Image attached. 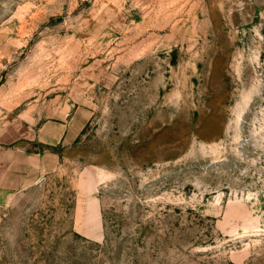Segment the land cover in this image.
<instances>
[{
	"label": "rangeland",
	"instance_id": "374dc122",
	"mask_svg": "<svg viewBox=\"0 0 264 264\" xmlns=\"http://www.w3.org/2000/svg\"><path fill=\"white\" fill-rule=\"evenodd\" d=\"M5 22L0 112L44 127L45 168L0 208V264H264V0H0Z\"/></svg>",
	"mask_w": 264,
	"mask_h": 264
},
{
	"label": "crops",
	"instance_id": "0c3cea01",
	"mask_svg": "<svg viewBox=\"0 0 264 264\" xmlns=\"http://www.w3.org/2000/svg\"><path fill=\"white\" fill-rule=\"evenodd\" d=\"M11 30L7 22L0 24V57L3 51L12 50ZM29 134L26 126L14 123L7 112H0V208L12 201L14 193L34 184L40 177L41 168H45V162L41 163L44 156L39 158L36 152L29 150L30 141H44L45 129L42 127L35 134ZM49 139L50 143L59 141L60 132Z\"/></svg>",
	"mask_w": 264,
	"mask_h": 264
}]
</instances>
